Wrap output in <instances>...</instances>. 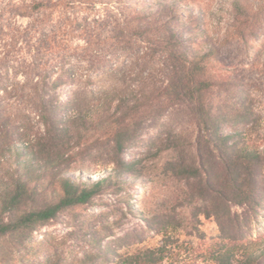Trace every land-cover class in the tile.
Wrapping results in <instances>:
<instances>
[{"label":"trees","instance_id":"1","mask_svg":"<svg viewBox=\"0 0 264 264\" xmlns=\"http://www.w3.org/2000/svg\"><path fill=\"white\" fill-rule=\"evenodd\" d=\"M126 1L134 13L133 32L147 39V49L154 55L156 49L161 52L167 75L158 87H123V59L115 52L92 53L88 42L79 55L80 47L73 50L69 42L50 38L61 49L54 66L7 50L16 48L20 40L21 46L29 48L35 37L42 46L45 27L52 28L51 34L59 27L44 12L59 2L0 0V241L23 242V237L58 219L65 210L91 204L105 187L114 185L120 191L118 182H124L135 166L125 157L126 145L143 123L159 121L169 109L178 107L188 113L197 130L195 161L169 163L173 174L184 181L180 205L193 207L196 237L203 243L191 264H264V247L257 248L256 241L248 247L241 244L264 199V151L239 140L236 128L245 124L247 116L239 114L238 95L228 92L213 97L214 89L221 86L209 72L215 49L204 47L208 30L198 28L206 19L203 10L189 6L190 0H159L157 5L152 0ZM220 2L230 41L246 42L264 30V0ZM36 16L42 18L35 20ZM17 18L33 22L17 27ZM78 121L106 127L111 156L104 165L114 166L112 175L86 184L63 173L73 161L70 152ZM52 187L56 188L53 199L48 194ZM234 207H245L251 214L245 217L234 212ZM201 218L214 219L219 236L208 239L200 229ZM173 220L165 213L145 218L147 231L139 243H144L147 233L161 236V242L108 257L115 264H176L184 245L172 235ZM238 252L242 259H236ZM90 263L94 264L93 258L83 262Z\"/></svg>","mask_w":264,"mask_h":264},{"label":"rangeland","instance_id":"2","mask_svg":"<svg viewBox=\"0 0 264 264\" xmlns=\"http://www.w3.org/2000/svg\"><path fill=\"white\" fill-rule=\"evenodd\" d=\"M57 1V7H51L44 13L51 16L52 23L59 27L53 28L55 32L52 34V28L45 27L42 46L35 37L30 49L21 46L20 40L16 48L11 46L7 50L19 51V56L26 54L54 66L61 49L58 51L50 38L56 37L58 43L66 42V45L69 42L73 50L80 47L77 50L79 55L88 42L92 53L115 52L123 59V87H158L166 81L167 69L162 64L161 52L156 49L154 55L153 50L147 49L150 48L147 39L133 32L136 22L126 0ZM158 2L152 0L155 5ZM189 2V6L196 11L203 10L206 16L204 23L198 26L208 30V43L204 47L215 49L209 72L221 87L214 89L213 97L228 92L238 95L242 103L239 114L247 116L245 124L236 128L240 132L239 140L242 144L251 142L254 148L264 151V30L257 38H249L246 42L230 41L225 34L227 17L220 0ZM181 7L184 9L187 5L181 4ZM37 18L42 16H36L35 20ZM16 21L17 27L23 28L33 22L29 18H17ZM223 79L226 80L224 85ZM61 91L62 88L57 90ZM74 128V148L70 152L73 161L63 168V173L86 184L112 175L114 166L104 165L111 156L106 127L99 122L93 125L78 121ZM196 136V126L182 108L169 109L159 121H146L125 147V157L135 162V166L124 182H118L122 186L120 191L109 185L91 204L65 210L58 219L23 237V242L0 241V264H83L90 258L94 259V264H115V259L108 257L114 252L132 254L161 242V236L147 233L144 243H139L140 235L147 231L145 218L157 213L174 217L172 235L180 240V245H184L176 264H191L192 256L202 251L203 243L196 237L193 207L180 205L184 181L173 174L169 163L177 159L188 163L195 161ZM48 174V180H51L53 174ZM48 194L52 199L56 198V188L52 187ZM261 194L264 195V190ZM233 210L245 217L251 214L245 207H234ZM259 210L256 220L249 222L250 228L245 229L249 232L241 243L244 247L253 241L258 243L257 248L264 247V199ZM200 229L208 239L219 236V227L214 219L201 218ZM47 258H50L48 263ZM236 259H242V253L238 252Z\"/></svg>","mask_w":264,"mask_h":264}]
</instances>
